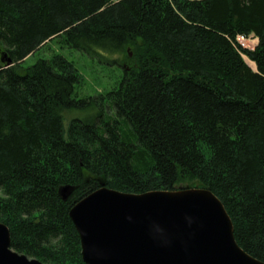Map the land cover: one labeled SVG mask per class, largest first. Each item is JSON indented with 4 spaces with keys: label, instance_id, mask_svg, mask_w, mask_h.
Returning <instances> with one entry per match:
<instances>
[{
    "label": "trees",
    "instance_id": "1",
    "mask_svg": "<svg viewBox=\"0 0 264 264\" xmlns=\"http://www.w3.org/2000/svg\"><path fill=\"white\" fill-rule=\"evenodd\" d=\"M250 34L252 49L237 40ZM49 40L105 63L129 47L131 64L109 90L82 95L63 54L23 67ZM63 110L79 114L65 123ZM102 184L209 188L235 241L264 262V0H0V222L10 247L86 264L68 211Z\"/></svg>",
    "mask_w": 264,
    "mask_h": 264
},
{
    "label": "water",
    "instance_id": "2",
    "mask_svg": "<svg viewBox=\"0 0 264 264\" xmlns=\"http://www.w3.org/2000/svg\"><path fill=\"white\" fill-rule=\"evenodd\" d=\"M60 191L65 199L69 187ZM68 214L86 264H264L235 241L231 218L209 188L136 194L102 184ZM10 244L0 222V264H45Z\"/></svg>",
    "mask_w": 264,
    "mask_h": 264
},
{
    "label": "rangeland",
    "instance_id": "3",
    "mask_svg": "<svg viewBox=\"0 0 264 264\" xmlns=\"http://www.w3.org/2000/svg\"><path fill=\"white\" fill-rule=\"evenodd\" d=\"M237 40L242 44V46L250 49L254 48L257 44V39L252 34L248 35L247 37L238 36ZM126 51L129 54L128 58H131V49L128 47ZM52 53L63 54L74 63L81 78L78 91L82 95H95L98 92H105L109 90L117 84L118 80L123 74L122 69L124 67L129 68V65L131 64V59L126 58L123 53H119V55L115 56L117 61L114 63H105L100 60L98 56L92 58L78 50L70 49L64 45H60L56 40H49L38 47L35 52L28 55L22 62V65L23 67H27L28 65L34 64L38 58H48ZM243 57L249 66V57L245 55ZM78 114L79 112L77 111L63 110L62 112V115L65 118V123L68 121V119Z\"/></svg>",
    "mask_w": 264,
    "mask_h": 264
},
{
    "label": "bare ground",
    "instance_id": "4",
    "mask_svg": "<svg viewBox=\"0 0 264 264\" xmlns=\"http://www.w3.org/2000/svg\"><path fill=\"white\" fill-rule=\"evenodd\" d=\"M248 63H249V65H251L253 68H255V66H256V65L254 64V62H253V61L249 60V62H248Z\"/></svg>",
    "mask_w": 264,
    "mask_h": 264
}]
</instances>
